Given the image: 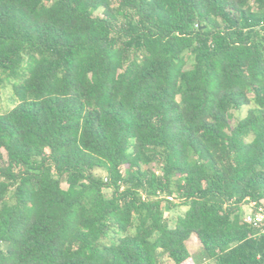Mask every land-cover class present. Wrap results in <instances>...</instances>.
Wrapping results in <instances>:
<instances>
[{
	"label": "trees",
	"instance_id": "1",
	"mask_svg": "<svg viewBox=\"0 0 264 264\" xmlns=\"http://www.w3.org/2000/svg\"><path fill=\"white\" fill-rule=\"evenodd\" d=\"M4 82L0 264H264V0H0Z\"/></svg>",
	"mask_w": 264,
	"mask_h": 264
},
{
	"label": "rangeland",
	"instance_id": "2",
	"mask_svg": "<svg viewBox=\"0 0 264 264\" xmlns=\"http://www.w3.org/2000/svg\"><path fill=\"white\" fill-rule=\"evenodd\" d=\"M15 104V100L13 98V94H12V90H11V86L10 84L4 82L0 84V112H4L5 110L11 108L12 106H14ZM245 109L242 108L240 111H235L232 110V113L235 116H241L244 114ZM94 172L96 174H102V170L100 169H95ZM62 186H65L64 183H62ZM185 209V206L183 205H178V206H174L170 209H166L164 212L165 214L168 215L169 217V222L172 225L175 219V216L177 213H181L183 210ZM241 212L245 211L247 209V204L244 203L241 206ZM187 247L189 249V251L191 252V254H193L196 258V261L201 259L202 254L199 252V242L196 238V236L191 235L190 238L187 241ZM206 261V260H204ZM206 264H212L210 260H207L205 262ZM163 264H173V262L167 258H164L163 260Z\"/></svg>",
	"mask_w": 264,
	"mask_h": 264
},
{
	"label": "built area",
	"instance_id": "3",
	"mask_svg": "<svg viewBox=\"0 0 264 264\" xmlns=\"http://www.w3.org/2000/svg\"><path fill=\"white\" fill-rule=\"evenodd\" d=\"M260 203L263 204V201H260ZM246 204L247 209L241 212L242 220L251 224L257 233L264 234V211L261 204L257 205L255 201H249Z\"/></svg>",
	"mask_w": 264,
	"mask_h": 264
}]
</instances>
